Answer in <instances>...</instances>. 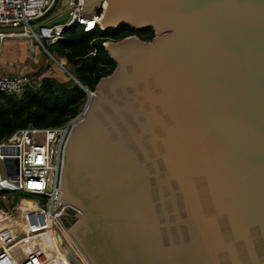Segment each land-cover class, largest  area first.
Listing matches in <instances>:
<instances>
[{
    "label": "water",
    "instance_id": "obj_1",
    "mask_svg": "<svg viewBox=\"0 0 264 264\" xmlns=\"http://www.w3.org/2000/svg\"><path fill=\"white\" fill-rule=\"evenodd\" d=\"M96 2L99 29L153 35L102 43L114 68L64 147L65 258L78 264L75 247L87 264H264V0L83 9Z\"/></svg>",
    "mask_w": 264,
    "mask_h": 264
},
{
    "label": "built area",
    "instance_id": "obj_2",
    "mask_svg": "<svg viewBox=\"0 0 264 264\" xmlns=\"http://www.w3.org/2000/svg\"><path fill=\"white\" fill-rule=\"evenodd\" d=\"M83 2L68 0L66 18L46 24V18L56 9L58 0H0V41L23 37L36 41L45 50L44 43L55 42L61 37L62 31L73 24L80 26L83 31H90L97 26L104 2H96L90 10L83 9ZM28 83L29 77L22 74L0 75V92L19 94ZM75 83L86 95L84 104L75 116L56 127L38 128L28 125L18 128L0 139V161L4 173V177L0 178V192L34 195L42 198L45 203L42 206L41 203L20 197L11 207L10 210L24 222L21 238L35 236L37 240V235L48 230L52 233L56 230L61 234L63 225L58 215L67 207L61 204L59 192L64 147L70 130L82 117L87 99L92 93V90L81 86L76 80ZM14 158L17 161L15 173L11 160L6 165L3 163L4 159ZM3 214L5 211L0 207V215ZM56 246L59 250L54 253H61L57 243ZM32 256L48 260L37 250L33 253V249Z\"/></svg>",
    "mask_w": 264,
    "mask_h": 264
},
{
    "label": "trees",
    "instance_id": "obj_3",
    "mask_svg": "<svg viewBox=\"0 0 264 264\" xmlns=\"http://www.w3.org/2000/svg\"><path fill=\"white\" fill-rule=\"evenodd\" d=\"M131 34L144 41L153 35L148 27L133 29L120 24L114 28L99 29L96 26L83 31L73 24L62 31L59 39L47 44L46 51L64 59L74 79L93 90L97 80L114 68L102 43ZM85 97V92L73 80L59 82L47 76L40 78L35 86L26 84L19 94L0 92V139L28 125L38 128L60 126L78 113Z\"/></svg>",
    "mask_w": 264,
    "mask_h": 264
},
{
    "label": "rangeland",
    "instance_id": "obj_4",
    "mask_svg": "<svg viewBox=\"0 0 264 264\" xmlns=\"http://www.w3.org/2000/svg\"><path fill=\"white\" fill-rule=\"evenodd\" d=\"M58 2H59V0H58ZM14 39H19V38H14ZM24 39H26V38H24ZM26 40L29 41L28 39H26ZM29 44H30V46L31 45L33 46L32 49L28 47L27 50L26 49L20 50L16 59H15V55L8 59V61H11V63H9L10 65L13 66L15 64V62H17L15 65L18 66V68L15 70V72H13L10 75L22 74V75H25L27 77H30V75L33 74V76L31 77L32 79L31 78L29 79V83H32V81H33L34 85H37L39 79L44 77V76H47L48 78H52V79L57 80L59 82H65L68 80H72L70 78L71 74L67 70V67H69V66L66 64L65 60L62 58L54 57L51 54H49L47 52L48 51L47 50V48H48L47 44L44 43L45 50L43 48H41L37 44V42L34 40H31V43H29ZM59 62H61L62 64L60 65ZM18 72H20V73H18ZM37 72H39V74H37ZM3 177H4L3 164L0 161V178H3ZM19 197H23L25 199H31V200L39 203V204L41 203L42 206H45V203L43 202L42 198H38L37 196L29 195V194L23 195L20 192H14L13 195H11L10 197H7L6 200L9 201L11 198V202H10L11 204L10 205H12V203L16 202V200L19 199ZM11 212L14 213V211H11ZM10 220L15 222L16 224H22V222L18 219L17 216L11 217ZM66 228H63V229L66 231ZM17 234H19V233H17ZM60 235L63 236L62 234H60ZM55 242H56V240H55ZM29 244H30V248H31L30 250L35 249L39 252V254H42V256L44 254H50L51 255V252H54L52 247H49V248L44 247L47 244H51L49 242V240H46V238L44 240L40 239V240L32 241ZM31 246H34V247H31ZM17 248L21 250V247H17ZM37 258H39V260H40V257L32 256L31 259H29V261L33 262ZM48 258H51V257H48ZM75 258H76V261L78 264H84V263L87 264L85 262V260L81 257L80 254H78V257L75 254ZM29 261L27 263H29ZM54 264H60V263L57 262ZM69 264H73V263L70 262V260H69Z\"/></svg>",
    "mask_w": 264,
    "mask_h": 264
},
{
    "label": "crops",
    "instance_id": "obj_5",
    "mask_svg": "<svg viewBox=\"0 0 264 264\" xmlns=\"http://www.w3.org/2000/svg\"><path fill=\"white\" fill-rule=\"evenodd\" d=\"M31 41H27L24 38H19V39H4L2 41H0V75H10L13 72H15V70L18 68L17 65H15L17 62H15V64L12 66L9 63H11V61H8V59L12 56L15 55V59L19 53L20 50H27V48H33V46L30 44ZM20 73V72H18ZM31 78V76L29 77V79ZM32 79V78H31ZM11 195H13L12 192H6V193H2L0 192V207H2L5 211V214L0 215V221L5 219V218H11L14 216H17L18 219L22 222V225L24 227V222L22 221V219L20 218V216L18 214H16L15 212L12 213L10 210L11 207L13 206V204L15 202L12 203V205H10L11 203V198L9 201L6 200L7 197H10ZM20 198V197H19ZM19 233V234H17ZM16 234H14L13 236H11V238L6 239V240H1L3 244H0V264H46L47 260L40 258V262L38 261L39 258L35 259L34 262L32 263L31 261H29L31 255H32V250H26V249H18V248H13L16 247L21 241L20 240V236H22L23 232L22 229L19 230V232H17ZM18 242L17 244L13 245L14 243ZM11 246L10 252L12 254V257L14 259V262L11 258L10 255L8 254H2L3 248L2 246ZM26 251V252H25ZM57 257L54 256V259H56ZM50 261L52 258H48ZM37 260V261H36ZM29 261V263H27ZM72 262V261H70ZM50 262H48L49 264ZM73 264H75L74 262H72Z\"/></svg>",
    "mask_w": 264,
    "mask_h": 264
},
{
    "label": "bare ground",
    "instance_id": "obj_6",
    "mask_svg": "<svg viewBox=\"0 0 264 264\" xmlns=\"http://www.w3.org/2000/svg\"><path fill=\"white\" fill-rule=\"evenodd\" d=\"M57 223V222H56ZM58 224V223H57ZM60 226V225H59ZM20 229H23V225L22 224H16L15 222H13L12 220H10V218H5L3 220L0 221V244H3L1 240H6V239H9L11 238V236H13L14 234H16L17 232H19ZM61 234L63 235V238H65V241L66 242H70L69 241V238L66 234V231L62 228L61 229ZM54 236V230H53V233L52 231L50 232L49 230L46 232V233H43L41 235H37V240H44L46 238V240H49V242L51 244H47L46 246H44L45 248H49V247H52L53 248V251L55 250H59L56 246V242L54 240L55 237ZM67 239V240H66ZM22 240V241H21ZM19 241H21L16 247H13V248H17V247H21V249H26V250H30V242L32 241H36L35 240V236H30L28 238H21ZM18 242L14 243L13 245L17 244ZM2 246L3 248V251H2V254H8L11 256L12 260L14 261L13 257H12V254L10 252V249L11 247L13 246ZM31 247H34V246H31ZM44 249V248H43ZM34 250L33 249V253H34ZM73 250V253L76 254V256L78 257V254L79 252H77V250L74 248H72ZM61 251V250H60ZM26 252V251H25ZM60 256H59V255ZM58 254L54 253V252H51V255L50 254H44L43 256H45L46 258L48 257H51L53 258L51 261L48 259L46 264H48V262H51L50 264H54V263H60V264H68L69 261L65 258V255L63 254V252L61 251V253L58 252ZM54 256H56L57 258L54 259ZM82 257V256H81ZM83 258V257H82ZM39 260V259H38ZM42 260V259H41ZM40 260V261H41ZM37 261V260H36ZM15 262V261H14ZM16 263V262H15ZM17 264V263H16ZM36 264V263H35ZM40 264V263H38ZM85 264V263H84Z\"/></svg>",
    "mask_w": 264,
    "mask_h": 264
},
{
    "label": "flooded vegetation",
    "instance_id": "obj_7",
    "mask_svg": "<svg viewBox=\"0 0 264 264\" xmlns=\"http://www.w3.org/2000/svg\"><path fill=\"white\" fill-rule=\"evenodd\" d=\"M69 264V263H68Z\"/></svg>",
    "mask_w": 264,
    "mask_h": 264
}]
</instances>
